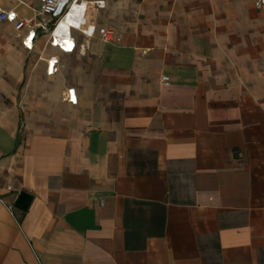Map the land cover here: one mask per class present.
<instances>
[{
  "label": "crops",
  "instance_id": "obj_1",
  "mask_svg": "<svg viewBox=\"0 0 264 264\" xmlns=\"http://www.w3.org/2000/svg\"><path fill=\"white\" fill-rule=\"evenodd\" d=\"M86 1L72 53L0 22V264H264V8Z\"/></svg>",
  "mask_w": 264,
  "mask_h": 264
},
{
  "label": "built area",
  "instance_id": "obj_2",
  "mask_svg": "<svg viewBox=\"0 0 264 264\" xmlns=\"http://www.w3.org/2000/svg\"><path fill=\"white\" fill-rule=\"evenodd\" d=\"M40 8L37 11L36 17L42 18L40 21L34 19H19L17 13L14 10H0V22L8 21L15 24V28L18 31L27 29V33L23 36L24 46L32 50L35 45L36 39L41 33L49 34V43L51 46L58 47L64 52L72 53L76 50L77 42L72 35V30H79L87 37H92L95 33V26H87L86 14L88 10L89 1L86 0H39ZM99 7H105L104 0L95 1ZM255 4L258 8H264V0H255ZM78 6L81 10L83 21L78 25H71L68 27V31L62 34L57 33V29L62 20ZM87 29H91L90 32ZM103 38L106 41L115 40L116 36L112 29H107L103 33ZM58 58H51L48 60L47 74L53 75L56 71V65L58 64ZM163 80L168 83L169 77L164 76ZM64 100L77 104L75 96V90H68L64 97Z\"/></svg>",
  "mask_w": 264,
  "mask_h": 264
},
{
  "label": "bare ground",
  "instance_id": "obj_3",
  "mask_svg": "<svg viewBox=\"0 0 264 264\" xmlns=\"http://www.w3.org/2000/svg\"><path fill=\"white\" fill-rule=\"evenodd\" d=\"M80 8L78 6L75 7L74 10H72L61 22V24L59 25L58 29H57V33L62 34L63 32L60 31L62 26H66L69 27L71 25H79L82 21V15L80 12Z\"/></svg>",
  "mask_w": 264,
  "mask_h": 264
},
{
  "label": "rangeland",
  "instance_id": "obj_4",
  "mask_svg": "<svg viewBox=\"0 0 264 264\" xmlns=\"http://www.w3.org/2000/svg\"><path fill=\"white\" fill-rule=\"evenodd\" d=\"M90 15L93 16V17L98 15L97 21L100 24H105V23L108 24L109 21H110V17H111L109 6H107L105 9L100 10V11H96L94 9H91ZM123 16H124V18H126L128 15L124 14ZM40 19H42V18H40ZM75 26H78V25L76 24ZM60 31H62V32L68 31V27L62 26ZM90 31H91V29H90Z\"/></svg>",
  "mask_w": 264,
  "mask_h": 264
},
{
  "label": "water",
  "instance_id": "obj_5",
  "mask_svg": "<svg viewBox=\"0 0 264 264\" xmlns=\"http://www.w3.org/2000/svg\"><path fill=\"white\" fill-rule=\"evenodd\" d=\"M33 197L31 194L27 193V192H22L17 201L15 202V206H17V208L25 211L28 209L31 201H32Z\"/></svg>",
  "mask_w": 264,
  "mask_h": 264
}]
</instances>
